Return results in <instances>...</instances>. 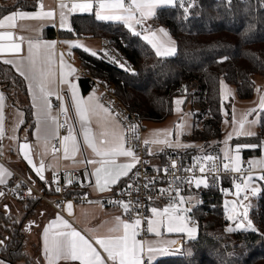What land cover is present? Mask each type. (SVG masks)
<instances>
[{"label": "trees", "instance_id": "1", "mask_svg": "<svg viewBox=\"0 0 264 264\" xmlns=\"http://www.w3.org/2000/svg\"><path fill=\"white\" fill-rule=\"evenodd\" d=\"M37 8L38 0H0V18L13 11L34 12ZM153 21L169 30L176 42L175 55L158 57L145 40L132 35L123 24L97 20L93 13L74 14L72 31L47 28L44 37L106 40L118 53L120 63L126 64L129 70L104 57L103 53L92 56L78 48L74 52L83 69L112 88L118 100L140 116L142 133L144 123L163 122L173 116L177 98L184 99V108L189 103L202 107L198 115L201 118L205 115L207 119L187 137L192 147L168 149L160 153L162 160L169 154H181L186 160H194L221 153L224 137L221 82L235 88L239 101L247 102L256 95L255 79L264 77V0H231L230 3L194 0L187 12L181 10L179 4L159 8ZM80 82L84 91L94 88L88 78L81 77ZM0 91L6 101L11 97L14 106L24 111V128L33 129L26 81L13 66L2 61ZM195 117L198 118L197 114ZM249 144L264 145V113H260L255 135L232 141L233 146ZM242 148L244 161L259 156L262 151V147ZM13 180L14 175L9 183ZM32 180L46 194L52 195L43 182L35 177ZM232 186L229 179H225L222 190L206 191L205 204L194 213L196 239L185 241L182 253L170 254L151 264H264V185L249 214L257 230L229 232L224 203L225 191ZM0 201V241H3L0 258L14 264H40V255L26 254L25 240L27 226L39 210L47 206L35 198L3 201L2 196ZM13 204L21 209L19 217L12 215L16 208ZM35 252H39L37 248Z\"/></svg>", "mask_w": 264, "mask_h": 264}, {"label": "snow or ice", "instance_id": "2", "mask_svg": "<svg viewBox=\"0 0 264 264\" xmlns=\"http://www.w3.org/2000/svg\"><path fill=\"white\" fill-rule=\"evenodd\" d=\"M191 5L192 0H188ZM231 0H229V3ZM185 0H72L70 6L65 0H58L59 8V27L68 31H72L68 23L69 14L77 12L88 13L91 12L96 6L95 17L97 20H115L123 21L130 33L134 36L141 37L145 40L154 50L158 57L173 56L176 53L175 42L168 37L167 31L163 28L158 32L146 27L145 20L155 16L156 10L164 6H179L184 7ZM39 11L24 12L13 11L8 15L0 18V29H14L18 27L17 20L23 19H51L56 18V10H45L42 0H38ZM187 12L188 8L184 7ZM137 26L142 30L138 31ZM159 33V34H158ZM162 34V35H160ZM23 36L16 37L13 31H0V54L5 51L19 54L22 51ZM17 40L19 42H17ZM7 41V43H2ZM70 48L81 47L79 42L65 41ZM56 42H46L40 40L38 37L28 39V54L19 59H4L3 63L13 65L16 71L28 81L29 94L32 96L33 106L38 109L37 117V137L42 140L45 149H47L51 140L58 138V131L63 127L59 123L58 117L52 114V104L49 97L53 94H59L57 89L59 85L69 83L72 95V108L75 111L76 118L81 125V134L83 136V145L86 146L94 154L96 158H85L80 163L88 165H96L94 171L90 175L95 177V187L100 192L110 191L111 186L118 184L123 177H127L132 169L140 163L139 157L136 155L133 145L128 144L129 137L126 130L123 129L116 116L112 113L111 109L102 104L95 94L88 98H82L77 94L76 85L70 83L66 79V75H71L75 72L74 68L65 64L63 53L57 54L55 51ZM85 52H90L92 56H97L99 53L91 51L87 47L83 49ZM104 57L112 59L113 62L118 63L121 68L126 71L129 70L126 64L120 63L115 57L110 56L107 51L103 53ZM58 57V59H57ZM224 59H227L226 57ZM68 68L66 74L64 69ZM222 93L224 90L223 82ZM55 86V87H54ZM257 93L261 92L260 88L256 89ZM5 97L0 93V138L4 136V108ZM177 106L183 103L182 100L175 102ZM259 113H264V94L259 98ZM178 112L180 108L176 109ZM61 111L65 114L68 109L61 105ZM256 108L250 109L239 120H233L234 124H238V128H234L236 135L253 136L255 132L251 130L260 122V115ZM256 114L255 119L249 120L248 117ZM22 123V121H20ZM67 123V119L65 120ZM95 125V131L93 130ZM246 125L248 127H246ZM138 126H130L129 131L133 133L132 139H139L136 134ZM184 124L177 125L178 129H182ZM15 131V129H13ZM152 139H144L143 144L146 146H165L169 148L174 147H192V145L180 144L178 140H170L172 136L171 130H157L153 132ZM233 134L230 133L225 144L228 140L232 139ZM257 148L264 147V145H238L236 146L235 155H230L229 151L224 152V160L228 161L223 163V170L225 172L237 173L242 177L241 183L235 184L236 199L233 201H225L226 211L229 213L227 219L234 222V227L227 228V231L234 232L237 230L256 231L253 226L252 220L249 218V211L251 203L249 201V193L251 196H256L260 193L261 189L255 186V181H264V158L253 159L247 161L248 168L245 170L240 156V148ZM63 149V158H69L71 153L72 158H75L77 153H81V144L77 137L73 134V129L70 126L68 135L60 140V147L53 146V152H59ZM162 150V149H161ZM19 151L23 158L33 167L35 174L44 180L42 174L46 165L43 161L40 162L39 167H36L30 155V145L25 142L19 145ZM149 154H152L149 149ZM130 158L129 162L118 163V158ZM218 157L205 155L203 157H196L195 165H198L199 172L205 173L206 167L210 172L215 173L218 170L216 161ZM205 162H212L210 166ZM47 167H53L49 164ZM171 169H176V161L173 160L170 165ZM193 169H185L186 172H191ZM259 171V175L256 172ZM165 173L169 172L168 168L164 169ZM174 174V173H173ZM11 173L0 166V184L6 183V177ZM139 176V173H134ZM177 180H182L181 177H176ZM154 180V178H153ZM194 181L195 187L200 188L208 187L207 176L189 177L184 182L192 184ZM58 182V181H57ZM68 184L73 183L72 179L67 180ZM144 188H148L149 184H144ZM129 195L134 186L129 184ZM171 185L169 189H161V195L168 194L170 196V203L163 209L152 207L151 217H144L138 211L139 205H133L131 200L127 202L124 200L111 201L122 207L123 213L129 216L128 220L123 219L121 216H116L108 224L105 231L100 233L98 229H88L89 237H86L79 230H77L69 220L57 214L56 218L50 221L49 225L43 231L44 239V254L47 264H71V262H79V264H145L147 259L148 264H151L154 256L159 254L168 253L171 246L176 244L175 240L169 241H143L137 237L141 235L142 224L146 222L147 232L154 234L157 237L162 236L161 228L166 229L168 233H185L189 239H195L197 228L190 226L189 221L191 217L185 215L190 212V207L184 205L190 203V199H186L180 194V189L177 187L172 189L175 195H171ZM57 192L61 191L60 187L55 189ZM138 191V189H135ZM244 193L241 198V194ZM31 190H29V195ZM4 193L0 192V196ZM152 199V197H149ZM89 203H92L89 201ZM66 210L69 216L73 215L72 202L66 203ZM135 213V216H132ZM104 228V225L100 226ZM3 241H0L2 244ZM106 254V255H105ZM188 255H191L189 252ZM0 264H4L0 260Z\"/></svg>", "mask_w": 264, "mask_h": 264}, {"label": "crops", "instance_id": "3", "mask_svg": "<svg viewBox=\"0 0 264 264\" xmlns=\"http://www.w3.org/2000/svg\"><path fill=\"white\" fill-rule=\"evenodd\" d=\"M42 2L44 4L45 10H56V13H57L56 18L54 20H51V19H43V20L23 19V20H20V19H18L17 20V24L19 25L18 27L14 28V29H0V31H13L16 37L23 36L25 38L22 45H21V47H22L21 53L14 54V53H10V52L5 51L4 53L0 54V61L3 62L4 59H19L22 56L26 57L28 54V39L35 40L38 37L42 41H46V42H53L54 41V42H56V45H55L56 53L57 54L63 53L64 54L63 59H64L65 64L70 65L71 68L75 69L74 73H72L71 75H66V79L70 83L76 85L77 94L80 97L85 98V99L88 98L89 96L95 94V96L102 103L101 97H100L101 94H100L99 90H97L96 88H93V89L91 88V89H88L87 91H84V88L80 82V78L82 76L79 72V70L83 69V68L80 66L78 59H77L78 64L74 60L73 56H75L76 54H72L69 52L70 47H68L69 50L65 51L62 49L61 46H62V43H64L65 41L79 42V43H90V42H94L95 40H97L101 44L100 47L103 46L105 48V50L108 52V45H107L106 40H104V39H62L60 37H56L55 39H46L44 36H45V30L47 28H55L56 31H58V30L68 31V30H67V28L62 29L59 27L58 0H42ZM164 7H166V6H164ZM39 10L40 9L38 7L36 11H39ZM157 10H156V12H157ZM36 11H34V12H36ZM95 12H96V6H94V8L91 12H88V13L77 12L74 14H92V13L95 14ZM29 13H31V12H29ZM74 14H69V16H68V23L70 24V26H71V17ZM153 18H154V16L145 20V22H144L145 26L149 27L151 30H154L157 32L159 29L163 28L168 33V37H164V39H167L170 37V39L175 42V40L172 37V35L170 34L169 30L166 27L156 25L153 21ZM108 21L121 23L125 26L123 21H115V20H108ZM137 30L140 31L142 29L140 26H137ZM160 35H162V34H160ZM17 42H19V41L17 40ZM67 46H69V45L67 44ZM175 47H176V42H175ZM176 51H177V48H176ZM76 58H77V56H76ZM57 59H58V57H57ZM11 66H13V65H11ZM13 68L16 71V68L14 66H13ZM68 71H69L68 68L64 69V72L66 74L68 73ZM255 80H256V89L260 88L261 92L258 94L256 91V95H255L254 99L251 101H247V102L239 101L235 92H234L233 87L231 85L227 84L225 81H222L223 85L225 86L223 93H222V85H221L222 113H223V117H224L223 123H222V130L224 132V137H223V141H222L223 145L221 148V152L223 153V155H224V152L226 150L230 152V155L236 154V152H235L236 146L232 145V141L234 139H238V138H242V137H251V136H246V135H236V133L234 132V128H238V124H234L233 120L235 119V121H239L244 116L245 113H247L250 109H253V108H256L257 112L259 113V107H258L259 98H260V95L264 94V77L262 78V80H259L258 78H256ZM26 84H27V88H28V81H26ZM57 91H58V94L60 97L58 99L59 104H58V106H54L51 103L52 104V114L59 118V113L61 112V105L62 104L64 107H66L68 109V114H69L68 122H69V125L73 129V134L77 137V140L81 144V153H77L75 155L74 159L72 158L71 153L69 155V158H67V159L63 158V149L62 148L59 152H53V150H52L53 146H56L55 142L57 139L51 140L47 149H45L42 140H38V137H37L38 109L33 106L32 96L29 94V90H28V97H29L30 104L32 107V116H33L34 126H33V129H30V131L28 128L29 126L26 127L27 130H25V131H19L18 130V132H17L19 135V142L18 143H17V141H14V144L12 145L11 143L9 144V142H8V148L6 150H4L6 153L1 155L3 157V162H0V166H3V168L7 169L11 173V175L7 176L5 178L6 183L0 184V189L12 180L14 173H17V174H20L22 176H25V177H28L31 179L35 177V178H37V180L43 182L44 187L46 186L47 189L53 191V186H54L56 176L61 170H85L87 181L89 183V186L87 187V191L91 194V196L94 199H98L99 197H101L103 195H107L108 193H110L113 190H115L116 188H118L120 183L126 182L129 175L131 174V172L129 173V175L127 177H123L118 184L111 186L110 191L100 192L95 187V177L90 175V173H92L94 171V168L96 167V165H88V164H86V162L80 163V161L85 160V158L91 159V158H96V157L94 156V154L91 152L90 149H88L86 146L83 145V136L81 134V125H80L78 119L76 118V114H75L74 109L72 108V95H71V89L69 87V83L59 85V88L57 89ZM0 93H2V92L0 91ZM3 96H4V94H3ZM51 96L57 97V94H53ZM177 100H182L184 103L183 98H177V99H175V102ZM230 102L232 103V105L230 107L231 113L228 114L227 104ZM14 107L16 108V106H14ZM6 109H7V103H6V100H4V108H3L4 122L3 123H4L5 135L7 134V119H6V113L7 112H6ZM16 110H20V109H16ZM174 110L176 112L175 107H174ZM259 115H260V113H259ZM255 118H257L256 114H253V115L248 117L249 120L255 119ZM119 123H120V121H119ZM157 123H161V122H156V123L152 122V124H154V125H158ZM120 125H122V124L120 123ZM177 125H179V124H177ZM177 125L175 127V130L169 129L167 127H161V126H153L152 128L149 127L148 129L143 130L142 137H143V139H146V138L152 139V138H154L152 136L153 132H155L157 130H171L172 136L169 137V139L176 141V140H178V130H179L177 128ZM258 126H259V123L256 124L255 126L251 127V130L253 132H255V134L258 131ZM246 127H248V126L246 125ZM93 130L94 131L96 130L95 125H93ZM230 133L233 134L232 139L228 140V143L225 144L224 141L227 139V137ZM67 135H68V132L65 133L62 136V138L64 136H67ZM58 137H59V131H58ZM23 138H25V140ZM25 142H27L30 145V155H31V158H32L35 166L39 167L41 161H43L44 164L46 165V167L44 168V170L42 172V174L45 177L44 180H41L35 174L33 167L28 164V162L23 158V155L19 151V145L22 143H25ZM180 144H183L182 140H181ZM189 145H193V144L190 143ZM160 147L161 146H153V149L155 152H157L161 149ZM183 148L184 147H174V148H169V149L179 150V149H183ZM242 149L243 148L241 147L240 148V156H241L242 161H244L243 155H242ZM16 150H18L17 155L12 157V154L15 153ZM6 158H9L10 160L6 161ZM260 158H264V147H262V151H261V154L259 156L250 157L247 161L253 160V159H260ZM129 160H130V158L120 157V158H118L117 162L118 163L129 162ZM247 161H244L245 163L243 164V168L245 170H247V168H248V165L246 163ZM49 164L53 165V167H47V165H49ZM256 175H259V171L256 172ZM91 180H92V183H91ZM262 185H264V181H259V180L255 181V186L259 187L260 189H261ZM234 193H235V186H232L231 188L227 189V192L225 193V201L235 200L236 196L234 195ZM241 198H242V196H241ZM257 199H258V196H256V197L252 196L251 198H249V201H246L245 203L250 202L251 203V209H252L253 207H255V205L257 203ZM91 202L92 203L88 202V203L81 205V206H76V207L73 206V215L72 216L68 215L67 210H66V206H65L64 213L59 214V215L63 216L65 219L69 220V222L72 223L73 226L77 230H79L82 234H84L86 237H89V233L87 231L88 229H98L100 233H103L105 231L106 227L108 226V224H106L105 222H111L113 220V218L116 216H121L123 219H125L122 211L105 209L101 206V204L97 200H94ZM166 206H168V205L160 204V205H157L156 207L159 209H163ZM224 207H225V203H224ZM225 211H226V208H225ZM57 214L58 213L54 212L50 208L44 206L39 210L35 219H33L32 222H30V224L27 226L28 233L32 230L34 233H36V239L37 240H36L35 246L38 249V251H39L38 254L41 257L40 258L41 259L40 264H47V261L45 259V254H44L43 231H44L45 227H47L49 225L50 221H52L53 219L56 218ZM228 214L229 213L226 211V215H228ZM249 214H250V211H249ZM228 222H229L228 226H227L228 228L234 227L233 221L228 220ZM101 225H104L105 227L101 228L100 227ZM253 226L257 230V227L254 225V223H253ZM160 231L162 232V236H160V237H157L151 233H149L144 238L141 237L140 235L137 237L140 240L152 241V242L169 241V240H175L176 241V244L171 246V250L168 253L159 254V255L154 256L151 263H153V262H155V261H157L163 257H166L170 254L182 253L184 250L185 241L194 240V239H189L185 233H168L166 231V229H164V228H161ZM237 231H239V230H237ZM196 236H197V234H196ZM61 264H65V262L61 261ZM71 264H79V262L78 261L77 262H71ZM145 264H148L147 259H145Z\"/></svg>", "mask_w": 264, "mask_h": 264}, {"label": "built area", "instance_id": "4", "mask_svg": "<svg viewBox=\"0 0 264 264\" xmlns=\"http://www.w3.org/2000/svg\"><path fill=\"white\" fill-rule=\"evenodd\" d=\"M222 1V0H217ZM229 0H226V2ZM66 3L71 4L72 0H65ZM194 5V0H192L191 5H189L188 0H185L184 7H187L188 10ZM184 7H181V10H184ZM108 53L110 56L115 57L119 62L121 58L118 53L108 46ZM82 77L88 78L93 83L94 88L100 91L102 103L111 109L112 113L120 121L123 126V129L126 130V134L129 137L128 144L133 145L135 148L136 155L140 159V163L132 170L127 181L120 185L118 188L103 195L98 199H94L91 194L87 191L89 183L86 177L85 170H61L55 179L52 195L46 194L37 184L28 177L22 176L20 174L14 173V180L3 187L2 192L3 201L9 199H40L45 205L58 214H63L67 202H72L73 206H81L89 201L97 200L101 206L105 209L119 210L123 212L122 207L111 201L131 200L133 205H139L137 211L144 217H151L150 209L156 207L157 205L163 204L168 205L170 203V196L168 194L161 195V189H169L171 185V195H175V192L172 189L179 188L180 194L186 199H190V203L184 205V207H190L191 211L185 213V215L191 217L189 221L190 226H195L197 220L194 218V213L199 210L206 202V191L212 190H222L224 185V180L229 179L231 184L235 186L236 183L242 182V177L240 174L225 172L223 170V163L228 161L224 160L223 153L210 154L211 156L218 157L216 161L218 165V170L215 173L209 171L206 167L205 173H200L198 165H195V160H186L181 154H169L164 160L159 155H156L153 149V146H146L143 144L142 137V120L140 116L128 109L124 104H122L115 95V91L112 88L107 87L106 85L101 84L98 80L94 79L89 71L86 69L79 70ZM50 102L54 106H58V98L56 96L49 97ZM67 119V123L65 120ZM68 112L59 113V123L63 127L59 128V137L56 140V147H60V140L62 136L68 132L70 127ZM138 126L136 129V134L139 136V139H132L133 133L129 131L130 126ZM8 148V141L3 136L0 138V150ZM149 149H151L152 154H149ZM203 157V156H201ZM175 160L177 164L176 169H171V162ZM0 162H3V157L0 156ZM210 166L212 162H205ZM168 168L169 172L165 173L164 169ZM192 168L191 172H186L185 169ZM88 170V169H87ZM139 173V176L134 175V173ZM174 173V174H173ZM203 175L207 176L208 187L200 188L195 187L193 181L192 184L184 182L189 177H201ZM176 177L183 178L182 180H177ZM154 178V180H153ZM72 179L73 183L68 184L67 180ZM58 181V182H57ZM92 183V180H91ZM131 184L134 186L131 190V195H129L128 185ZM144 184H149L148 188H144ZM60 187L61 191L57 192L55 189ZM135 189H138L135 190ZM29 190L31 194L29 195ZM244 193L241 194L243 197ZM152 197V199H149ZM249 193V198H251ZM246 202V201H245ZM2 202H0L1 204ZM124 214V213H123ZM132 216H135V213H132ZM126 220L129 219L127 214H124ZM149 233L147 232V224L144 222L142 224L141 237H146Z\"/></svg>", "mask_w": 264, "mask_h": 264}, {"label": "rangeland", "instance_id": "5", "mask_svg": "<svg viewBox=\"0 0 264 264\" xmlns=\"http://www.w3.org/2000/svg\"><path fill=\"white\" fill-rule=\"evenodd\" d=\"M79 44L81 45V47H73V48H70V50L68 48L69 46H67L66 43H62L61 47L65 51L69 50V52L72 54H75L73 49L78 48V49L83 50L84 47H87L89 50L96 51L97 53H99V55H97V56H100L102 53H104V51H106L103 46L100 47L101 44L97 40H95L94 42H90V43H79ZM73 57H74V60L78 64L76 55ZM258 79L262 80V78H258ZM233 89H234V92L236 94V90L234 87H233ZM19 97H20V93L18 94L17 105H19V103H20ZM8 98L9 99H7V101H6V103H7V109H6V112H7L6 113L7 134L6 135L4 134V137L8 140L9 144L11 143L13 145L14 141H17V143L19 142V135L17 133L18 130L19 131H25L27 129L24 128V126H23L24 120H25L24 111L18 107L15 108L13 106L14 104H13L11 97H8ZM228 105L231 107L232 103L230 102L227 104L228 114H230V111H229L230 107H228ZM177 107L180 108V111L178 112L176 110L174 115L169 117L167 120H165L161 123H157L158 125H154V124H152V122H147V123H144V127H145V129H148L149 127L152 128L153 126H161V127H167L169 129L175 130V127L177 124L180 125L183 123L184 127L182 129L178 130V140L180 143L182 140L184 145H189L191 142H189V140H187V137H189L191 135L192 131L194 130V127L197 129L202 127V124H203L202 121L206 120L207 116L202 115V118H201L198 115L202 110V107L198 104H196V106H195L192 103H189L184 108V103L180 104L179 106H177V104L175 103V108L177 109ZM16 109H20V110H16ZM196 114H197L198 118L195 117ZM20 121H22V123ZM13 129H15V131H13ZM23 139L25 140V138H23ZM173 141H175V140H173ZM160 148L162 150L160 149L159 151L154 152L156 155H159L160 153H163L164 151L169 149L168 147H165V146H161ZM4 150H6V149L0 150V156L2 154L6 153ZM17 151L18 150H16L15 153L12 154V157L17 155ZM9 160H10L9 158H6V161H9ZM226 192H227V190L225 191V193ZM256 196L259 197V194ZM256 196H254V197H256ZM1 197L2 196H0V198ZM15 206H16V204H13L12 207H15ZM13 211H14V213H12V215L14 217H19L21 209L16 206L15 210H13ZM36 240H37L36 239V233H34L33 230L30 231L29 233H27V237L25 240V251H26L27 255H29V256L39 255L38 252H35ZM0 260H3V259L0 258ZM4 264H11V263L4 261ZM35 264H37V263H35Z\"/></svg>", "mask_w": 264, "mask_h": 264}, {"label": "water", "instance_id": "6", "mask_svg": "<svg viewBox=\"0 0 264 264\" xmlns=\"http://www.w3.org/2000/svg\"><path fill=\"white\" fill-rule=\"evenodd\" d=\"M2 43H7V41H3ZM11 264H14V263H11Z\"/></svg>", "mask_w": 264, "mask_h": 264}]
</instances>
